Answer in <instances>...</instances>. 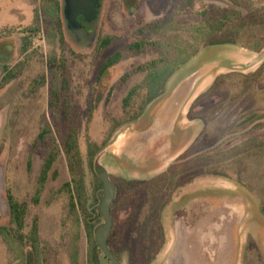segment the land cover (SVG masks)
<instances>
[{
	"label": "rangeland",
	"instance_id": "obj_1",
	"mask_svg": "<svg viewBox=\"0 0 264 264\" xmlns=\"http://www.w3.org/2000/svg\"><path fill=\"white\" fill-rule=\"evenodd\" d=\"M43 5L0 0V78L3 67L24 66L0 92V226L10 227L11 196L28 204L25 233L36 219L41 240L36 256L31 246L0 238V264H71L76 250L79 264H111L102 252L88 260L85 223L93 215L96 162L116 185L110 249L122 264H179L173 260L178 223L189 236L188 226L201 225L205 211L219 206L226 215L214 222L229 226L228 242H208V264H264V0H102L98 23L80 41L67 30L64 0L61 32L56 22L42 19ZM36 12L41 26L32 36L27 31ZM225 14L233 16L223 33L230 43L209 45L216 37L204 42L208 22ZM30 36L32 46L24 53ZM105 38L112 44L99 50ZM136 43L137 54L129 51ZM116 54L122 61L101 75ZM181 60L163 97L134 123L120 124L140 112L145 91L125 115L123 100L143 84L145 67L156 62L158 69L171 68ZM203 69L171 133L157 141L164 156L153 157L148 149L155 142H148L147 133L160 108L181 82ZM64 81L68 90L61 89L53 109L52 89ZM52 110L58 111L54 119ZM44 121L61 149L71 128L79 133L88 201L86 213L76 207L79 223L62 191L71 180L63 154L40 202H32L52 145L49 137L38 139ZM90 144L98 150L94 172ZM192 146L194 152L187 153ZM186 246L187 257L195 250L205 254L193 243Z\"/></svg>",
	"mask_w": 264,
	"mask_h": 264
},
{
	"label": "trees",
	"instance_id": "obj_2",
	"mask_svg": "<svg viewBox=\"0 0 264 264\" xmlns=\"http://www.w3.org/2000/svg\"><path fill=\"white\" fill-rule=\"evenodd\" d=\"M45 6L43 5V13L45 20H53L57 23L58 30L61 32V8H62V0H41ZM216 20H211L208 22V31L205 37H202L204 42H208L211 40V38L216 37L209 43V45H221L230 43V40L227 39V35H223L224 32H226V27L231 22L233 16L232 14H225L224 16H216ZM41 26V17L36 12L35 18H34V27L31 29H28V33L32 36L39 33ZM225 34V33H224ZM112 44V40L110 38H105L100 42V45L98 47L99 50H104L110 47ZM32 46V38L31 36L29 38L25 39V43L23 46V52H27ZM141 49V43H136L129 46V51H133L139 53ZM54 61V62H53ZM122 61V56L120 54H116L112 57H110L106 63L101 68L100 74H105L110 68L113 66L119 64ZM53 63H55V59H52ZM185 63V60H181L179 64L173 65V67L169 68H163L158 69V65L156 62L150 64V66L145 67L148 68L149 74L142 85H139L137 87H134L131 89V91L128 93V95L123 100V111L124 115L128 112V109L131 107V103L134 100L135 97L139 96L141 92L145 91V99L141 105L140 112L127 119L126 121L120 123H131L136 121L143 110L151 104L153 101L159 99L164 95L167 83L169 79L173 76V74L176 72V70L179 68V66L183 65ZM2 71L5 73L3 78H0V92L6 88L11 82L16 80L20 77V75L24 71V66L22 63H19L13 68H9L7 66L3 67ZM46 84V79L43 76L41 78L40 86L43 87ZM56 84V83H55ZM64 90L67 92L68 90V83L67 81H64L62 83V87L59 88L58 85H55L52 89V95L54 97L52 101V108L55 109L60 105L61 97H59L60 91ZM67 104V103H66ZM65 105V102H64ZM58 111L52 110V117L58 115ZM44 126L42 128L41 133L39 134L38 139L40 141L45 140L46 138L52 139V145L49 152V155L47 159L45 160L42 170L40 173V176L38 177V187L35 192V196L33 198V203L37 205L42 197L44 187L46 185V182L49 177V173L51 169L53 168L54 164L57 162L58 158L63 154L67 166L68 171L71 177L70 182L63 185L62 191L66 192L69 197L70 207L72 208L73 215L75 220L78 222V212L76 211V207L80 206L82 209V212L86 213L88 211V201L85 194V171H84V164L82 160V156L79 149V133L76 129H70L65 136V143L63 145V149H61L57 142L54 140L52 127L51 125L44 121ZM118 124V125H120ZM194 152V146H192L187 153ZM98 153V150L95 149L94 145H89V166L94 172V158L96 154ZM200 154V153H197ZM175 165L171 166L169 171L171 169H174ZM173 179V178H172ZM94 183H95V192L96 196L93 199L92 205H91V211L92 217L90 218L89 222L85 223L86 228V235L87 240L89 243V255L88 260L89 262H93L95 260L98 253H101L99 250L97 244L94 240V231L95 229L102 223V217L99 213V202L102 198L103 194V185L101 180L96 176L94 173ZM8 205L10 210V227H4L0 226V238L6 241L7 243H19L20 245H29L32 247L34 253L36 256H39V246L41 244L40 235H39V226H38V220H34L33 225L31 227V230L29 233H25L26 229V218L29 214V207L26 202H19L15 199H13L11 196H8ZM112 213V209H111ZM1 219V216H0ZM113 232V231H112ZM111 235L108 239V244L110 246L111 241ZM71 264H79L78 262V252L77 250L74 251L72 258H71Z\"/></svg>",
	"mask_w": 264,
	"mask_h": 264
},
{
	"label": "water",
	"instance_id": "obj_3",
	"mask_svg": "<svg viewBox=\"0 0 264 264\" xmlns=\"http://www.w3.org/2000/svg\"><path fill=\"white\" fill-rule=\"evenodd\" d=\"M101 8L102 0H64L63 15L67 30L73 34L77 41L81 40L83 32L88 34L90 28L98 23ZM204 72V69L200 70L175 88L158 112V118L161 122L164 120L171 122L178 117L186 100L190 97L194 81ZM95 174L102 182L103 194L98 205L102 223L94 231V240L103 256L111 264H122L108 244L113 229L111 209L116 197V185L111 180L107 170L98 162L95 163Z\"/></svg>",
	"mask_w": 264,
	"mask_h": 264
},
{
	"label": "flooded vegetation",
	"instance_id": "obj_4",
	"mask_svg": "<svg viewBox=\"0 0 264 264\" xmlns=\"http://www.w3.org/2000/svg\"><path fill=\"white\" fill-rule=\"evenodd\" d=\"M162 97H160L159 99H161ZM159 99H157V100H159ZM157 100L153 101L152 103L156 102ZM148 106H150V104ZM140 116H139V118L142 117V116L141 117ZM174 121L175 120H173L171 122H167L166 120H164L161 122L160 119L158 118V116L155 117L153 124L147 133V135L151 136V138L148 142L149 143L155 142L154 145L152 146L153 148L149 147V149H148L149 153L153 157L159 158V157L164 156L163 153L165 152V148L161 144L158 145L159 143L157 141H160V139L163 140V138L166 137L164 135H169L171 133L170 130H172V128L174 126L173 125ZM134 122H132V123H134ZM156 144L158 146H155ZM160 161H161V159H159L157 162H160ZM170 166H172V165H170ZM170 166L168 168H170ZM224 210L225 209L222 206H219V207H216L214 209H211L212 212H210V213H208V210L205 211V214H204L203 220H202L203 222L201 225L194 224L192 226L191 225L188 226V232L194 233L193 235H192V233H190L188 236L186 226L184 224H181V222L178 223V226H176L177 227L176 230H177L178 235L176 237V244L174 245V251H173V257H174L173 260L176 263H179V264H186V263H188V264H208V246H209L208 242L210 244L212 242H220V246H222V247L226 246V244L228 242V231L230 230L229 226L227 227L226 224H224V222L223 223L214 222V217H216V215H221V216L226 215V212ZM187 242L190 244L193 243L194 247L196 249L204 248L205 254L199 255L198 252L195 250V251H192V254L191 255L189 254V256L187 257V255H186ZM197 256H198V258H197ZM222 258H223V256H222Z\"/></svg>",
	"mask_w": 264,
	"mask_h": 264
},
{
	"label": "crops",
	"instance_id": "obj_5",
	"mask_svg": "<svg viewBox=\"0 0 264 264\" xmlns=\"http://www.w3.org/2000/svg\"><path fill=\"white\" fill-rule=\"evenodd\" d=\"M189 99V98H188ZM188 99L186 100V102L188 101ZM186 102H185V104H186Z\"/></svg>",
	"mask_w": 264,
	"mask_h": 264
}]
</instances>
